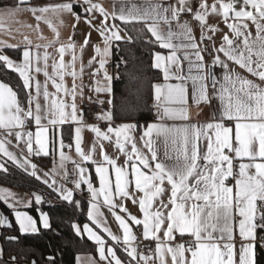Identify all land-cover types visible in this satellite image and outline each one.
Here are the masks:
<instances>
[{"label":"snow or ice","instance_id":"snow-or-ice-1","mask_svg":"<svg viewBox=\"0 0 264 264\" xmlns=\"http://www.w3.org/2000/svg\"><path fill=\"white\" fill-rule=\"evenodd\" d=\"M22 14L35 26L20 24ZM64 16L74 21L67 43L59 39ZM81 22L87 31L78 45ZM41 23L54 39L33 45L25 35L18 60L5 53L18 45L0 40V69L20 82L0 79V173L8 174L11 162L50 189L71 214L75 236L96 245L93 264H262L264 0H112L111 10L101 0H0L6 35L20 24L44 39ZM141 47L150 54L147 82L135 53ZM118 52L127 54L115 59ZM121 79L117 101L113 81ZM145 95L155 121L141 125L135 117ZM85 104L100 106L93 113L99 123L86 119ZM40 156H51L48 171L33 162ZM85 193L90 223L81 225L72 217ZM26 195L0 189L14 219L0 213V230L18 250L0 247V264H39L29 240L59 235L41 207L52 202L40 192ZM45 264H58L55 253Z\"/></svg>","mask_w":264,"mask_h":264},{"label":"trees","instance_id":"trees-1","mask_svg":"<svg viewBox=\"0 0 264 264\" xmlns=\"http://www.w3.org/2000/svg\"><path fill=\"white\" fill-rule=\"evenodd\" d=\"M34 2L54 3L59 2V0H34ZM5 52L10 57L16 60H18L21 55V49L19 48L5 49ZM135 53L143 61L142 68L144 71V79L147 82L152 79V71L148 69V64L150 63L149 49L147 47L137 48L135 50ZM122 54L127 53L118 52L117 57L115 59H118L119 56ZM121 74L123 75V66L121 68ZM0 79L12 85H17L18 83H20L18 75L16 73L9 72L6 69H0ZM113 87L117 93L118 101L120 93L125 87L124 79L114 80ZM145 93H147V83H145ZM145 101L146 106H142L141 111L135 117V120H138L139 122H151L155 118L152 112L150 111L152 108V104L148 100L147 95H145ZM36 160L44 168H47L51 162L50 157H40ZM8 168V174L0 173V186L19 190L26 194L31 193L33 191L40 192L44 196V198L46 194L54 196V194L51 193V191L47 189L46 186L40 184L33 177L17 169L14 165L9 164ZM84 197H86V195L83 196V199L81 201L84 207L81 210L77 211L75 216L72 217L73 222L80 223L81 225L85 222H88L86 217L87 199ZM77 199H81V196L77 195ZM53 206L54 207L51 209L48 204L42 205L41 207L44 211H48L53 217V227L57 230L59 235L57 236L54 233H48L47 235H44L42 237L29 240L31 246L35 248V253H32V255H35V258L39 261V264H45L47 256L53 253H55L56 255L58 264H75V256L77 254H95L96 245L93 242L88 240L86 237L80 238L75 236L68 222L71 214H66L63 211L60 202L53 204ZM0 212L7 213L9 217H11V212L2 203H0ZM30 214L38 218V214L35 209L30 210ZM4 249L6 250V253L13 252L14 254H18V250L15 249L13 245L9 244L8 241H5ZM262 264H264V260H262Z\"/></svg>","mask_w":264,"mask_h":264},{"label":"crops","instance_id":"crops-1","mask_svg":"<svg viewBox=\"0 0 264 264\" xmlns=\"http://www.w3.org/2000/svg\"><path fill=\"white\" fill-rule=\"evenodd\" d=\"M101 2L104 4V6L106 8H109V10H111V2H112V0H101ZM17 19L20 22V24L33 25V26H35V24H36V21L31 17L30 14H22ZM63 21H64V26L59 28V31H60V37H59V39H60V42L67 43L68 42V37L72 34V31H73L72 24H73L74 21L72 20L71 17H68V16H64L63 17ZM20 24H11V27H12L13 30L16 29V28H20V31L19 32L13 31V36H8L3 31H0V40L6 41L9 44L18 45V47L14 48V49H18L19 48L22 51V49L25 47V44L23 43V39H24V36L25 35H27L28 38L30 40H32L33 45H35V44H46L49 41H52L54 39V34L52 33V31L48 28L47 25H45L43 23H41L40 29H41V33H42V36L44 37V39L38 38L37 33L35 31H32L31 29H29L27 27H20ZM220 26L223 27L222 24ZM86 31H87V26L84 25L83 22H81L77 26V29H76V33L77 34L74 37V39L76 40V42H77L78 45L82 42L83 36L86 33ZM99 39L100 38H99L98 34L96 32H92L91 41L93 42V44L97 43L99 41ZM48 51H49V53H55V49L54 48H49ZM92 55H93L92 50L91 49H88L87 50V54L84 56V62L87 63V60ZM12 59H14V58H12ZM65 59L68 60L69 57L66 56ZM14 60H16V59H14ZM88 71L89 70H86L85 75H84V78H83V83L85 84V86H88L89 84L92 83V81H90V79H89ZM109 71L112 72V68L110 66H109ZM217 71H219V69ZM39 79L43 80V77L40 76ZM66 80H67V82L69 84H71V78L70 77H67ZM77 83H80V81H77ZM49 90L50 91H54V89H52L51 86L49 87ZM93 98L95 99V95H93ZM104 98L105 97L103 95L100 96V99H104ZM105 107H107V105H105ZM154 121H155V118L151 122H154ZM117 123H119V122H117ZM139 123L141 125H144V124L150 123V122H139ZM84 137H85V140L87 142H90L93 139V134L90 133V132H88V131H85ZM12 150L13 151H16L15 149H12ZM109 151H111V149ZM40 157H44V156H40ZM40 157H33L32 158L33 162L36 163L38 165V167L42 168L44 171H48L52 167V158H51V156H49L50 159H51V162H50V165L47 168L42 167L37 162L36 159L37 158H40ZM9 164H11V162H8V165ZM70 167H71V165H69V168ZM90 171H92V173L94 175V170H90ZM97 186H98V184H97ZM2 188H6V187L0 186V189H2ZM6 189H8L11 192L16 193L18 196L23 197L24 199H27L28 198V196L26 195V193H24L22 191L14 190V189H11V188H6ZM77 195L79 196V194H77ZM84 195H87V194L85 193ZM54 196H55V194H54ZM54 196H51L49 194L48 195L46 194L45 195V199L51 201L52 202V205H53V204H56V203L59 202L58 200L54 199ZM87 200H88V197H87ZM127 207H128L129 211L133 215H137V216L140 215L139 210H138V206L133 205L131 203V201L127 202ZM102 211L105 213V215L108 218L109 227L113 230L114 233L120 234L119 231H118V224H117V222L114 221V218L111 217V215H110V213H108L107 209H102ZM0 213H2V212H0ZM10 216H11V214H10ZM10 219H12V222L14 223V219L12 217H10ZM88 223H90V222L88 221ZM93 227H95V226H93ZM97 231H99V230H97ZM84 237L87 238V235L85 234ZM94 261H98V253L97 252L95 254L82 253V254H77L75 256V264H93ZM101 264H102V262H101Z\"/></svg>","mask_w":264,"mask_h":264},{"label":"built area","instance_id":"built-area-1","mask_svg":"<svg viewBox=\"0 0 264 264\" xmlns=\"http://www.w3.org/2000/svg\"><path fill=\"white\" fill-rule=\"evenodd\" d=\"M85 112H86V119L90 122V123H99L96 119L95 116L93 115V113L98 112L100 110V106L98 104L96 105H87L85 104ZM87 199V195L86 197H84Z\"/></svg>","mask_w":264,"mask_h":264},{"label":"flooded vegetation","instance_id":"flooded-vegetation-1","mask_svg":"<svg viewBox=\"0 0 264 264\" xmlns=\"http://www.w3.org/2000/svg\"><path fill=\"white\" fill-rule=\"evenodd\" d=\"M6 232H7V229H4L3 232L1 233L0 247H2V248H4V244H5V241H6V240L3 239V236L6 234Z\"/></svg>","mask_w":264,"mask_h":264},{"label":"water","instance_id":"water-1","mask_svg":"<svg viewBox=\"0 0 264 264\" xmlns=\"http://www.w3.org/2000/svg\"><path fill=\"white\" fill-rule=\"evenodd\" d=\"M3 232V230H0V237H1V233Z\"/></svg>","mask_w":264,"mask_h":264},{"label":"rangeland","instance_id":"rangeland-1","mask_svg":"<svg viewBox=\"0 0 264 264\" xmlns=\"http://www.w3.org/2000/svg\"><path fill=\"white\" fill-rule=\"evenodd\" d=\"M4 214H7V213H4ZM8 215V214H7ZM9 216V215H8Z\"/></svg>","mask_w":264,"mask_h":264}]
</instances>
